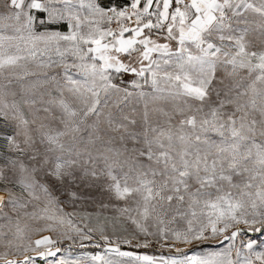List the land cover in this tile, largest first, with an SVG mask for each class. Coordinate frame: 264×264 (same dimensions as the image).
Returning a JSON list of instances; mask_svg holds the SVG:
<instances>
[{"label": "snow or ice", "instance_id": "6c2138e0", "mask_svg": "<svg viewBox=\"0 0 264 264\" xmlns=\"http://www.w3.org/2000/svg\"><path fill=\"white\" fill-rule=\"evenodd\" d=\"M257 233L264 0H0V264H264Z\"/></svg>", "mask_w": 264, "mask_h": 264}, {"label": "rangeland", "instance_id": "374dc122", "mask_svg": "<svg viewBox=\"0 0 264 264\" xmlns=\"http://www.w3.org/2000/svg\"><path fill=\"white\" fill-rule=\"evenodd\" d=\"M252 239L256 240L257 245H261L262 242H264V235L260 234H250ZM247 239V237L245 238ZM257 250H260V248H257ZM38 264H43V262H38Z\"/></svg>", "mask_w": 264, "mask_h": 264}]
</instances>
